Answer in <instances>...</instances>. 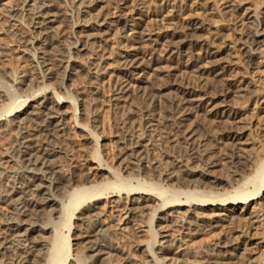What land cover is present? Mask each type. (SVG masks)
Masks as SVG:
<instances>
[{"label":"rangeland","instance_id":"374dc122","mask_svg":"<svg viewBox=\"0 0 264 264\" xmlns=\"http://www.w3.org/2000/svg\"><path fill=\"white\" fill-rule=\"evenodd\" d=\"M43 1L4 0L0 4V97H3L0 99L9 97L7 106H0V192H3L0 193V222L8 218L16 220L14 209L21 202V197L16 195L14 205L4 203L15 176L22 171L19 154L22 129L18 128V122L30 129L36 127V130L44 125V117L40 121L33 118L32 113L33 108L48 99V108L62 103L61 114L55 122L58 131L55 135L58 136L52 133L54 138L50 137V141H55L53 143L61 148L57 161L64 177L61 175L56 190L46 191L44 195L48 200L56 201L39 207L37 216L30 222L51 229L46 233H33L31 241L22 244L36 245L39 249L46 242L50 244L49 255L56 250L57 233L66 239V247L70 248L66 264H86L95 259L101 261L98 264L108 261L113 264H264V198L260 195L252 197L253 201H236L229 207V212H221L222 220L217 223L209 219H188L186 225L182 223L184 215L187 216L186 207L175 208L178 203L166 204L168 200L160 194L161 190L172 189L195 192L205 196L202 201H206L220 195L232 199L243 189L248 193L254 191L255 184L251 180L264 166V0H191V11L185 13L174 8L189 0H163V5H168L166 21L164 24L157 22L160 29L152 33L158 42L147 39L149 24L146 26L144 20L147 12L154 10L149 3L134 16L132 22L136 25L131 22V26L123 30L116 26V21L123 10L129 13L134 9L131 2L123 9L121 0H85L86 7L75 0H57L59 3L54 12L57 22L52 29L58 34L59 42L50 47L35 43L31 48L30 44L38 37L32 27V14ZM205 3L209 7L207 16L202 15ZM235 4L239 9L234 15L231 7ZM242 20L245 26L241 29ZM193 22L198 24L197 38L190 36L188 39L207 43L208 47L214 43L222 55L213 65L205 63L202 68L186 71L183 66L188 61L189 48L175 49L169 45L168 38L179 32L181 36ZM101 24L105 26H97ZM257 28L260 44L258 49L252 50L242 38L245 31L255 32ZM138 38H144V44L155 49L159 58L166 50H171V57L179 66V79L175 82L147 70L135 75L138 88L119 101L116 94L125 78L119 72L118 62L127 52H136L131 43ZM182 39L184 36L176 41ZM82 48L84 51L81 52ZM58 51L68 55L70 68L67 72L57 66L56 60L62 55ZM250 55L253 60L248 63ZM48 58L53 60L48 61L51 65L43 67L42 62ZM96 58L97 74L92 65ZM214 65L224 72V76L211 72ZM187 77L193 82L198 77L204 78L211 98L210 103L196 107L200 104V98H197L193 111L189 112L185 129L197 133L196 141L191 140L192 143L183 138V133L167 127L179 97L183 95L178 84ZM17 78L21 83L14 84L12 80ZM233 112L238 114L237 118L232 117ZM237 127H242L244 135L240 140H229V130ZM40 134L38 132L34 137H40L37 140L45 138V132ZM127 140L140 142L143 147L139 156L149 169L134 172L131 169L135 162L133 158L122 161L120 156L127 152L123 142ZM234 152L245 159L244 168L236 169L227 164V155ZM192 154L201 156L202 160L211 159L218 165L204 182L217 181V190H207L198 180L184 185L166 181L169 173L175 171L179 176L185 170L182 166ZM97 163L103 168L100 172ZM201 164L203 166L204 161L192 165L191 168H196L191 170L199 172ZM121 181L132 188L145 189L143 193L135 190L139 194L131 198L153 195L158 201L141 213L128 212V190L122 191L118 187ZM97 187L104 195L97 198L101 200L95 212L101 215L102 231L96 238L110 248L93 253L89 251V240L84 239V235L90 226L87 206L96 198L85 199ZM82 189H86L84 195L79 192ZM77 194L83 195L81 200L86 202L77 199V203ZM181 200L185 201V195ZM242 202L246 204H239ZM195 204L201 205L196 211L204 216L214 213L208 206L210 202ZM177 209L180 215L166 216ZM241 232L244 235L239 250L229 251L232 250L228 248L230 237ZM17 257L16 261L3 260L1 264H24L22 258ZM53 263L63 264L57 258ZM36 264L46 263L39 260Z\"/></svg>","mask_w":264,"mask_h":264},{"label":"bare ground","instance_id":"6f19581e","mask_svg":"<svg viewBox=\"0 0 264 264\" xmlns=\"http://www.w3.org/2000/svg\"><path fill=\"white\" fill-rule=\"evenodd\" d=\"M3 1L4 0H0V4L3 3ZM75 1H77V3H80L79 5H83L84 7H86V5L84 4L85 0H75ZM162 1L163 0H121V2L119 1L123 9L130 2L134 4V9L129 11V13H124L123 12L124 10L121 13H119L120 15L118 16V20L116 21V26H121V29L123 30H125L126 28H129L131 26V22L134 21V16L138 12H141L142 9H144L145 3H149L150 4L149 6L154 8V10L152 11L149 10L144 20V22L146 23V26L149 24L150 35L148 36L149 38L147 39L149 42L151 41L158 42V38L153 39L152 33L160 29V25H158L157 22H162L164 24V22L166 21L165 14L168 10V7H167L168 5L167 4L163 5ZM190 1L191 0H189L188 2H184L185 4H180V5L177 4L174 9H176V11L180 13L190 12L191 11ZM225 1L227 2V0ZM57 2H58L57 0H44L42 4L38 6L36 10L33 12L32 14V19H33L32 25L33 26L32 27L34 29V32H37L38 37H36L37 38L35 40L36 42H33L32 44H30L31 48L35 47L34 45L35 43H41V44H44L45 46L50 47L54 44H57V42H59L60 38L58 34L54 32L52 29L53 24L56 21L57 13L55 15L54 12L59 3ZM203 9L204 11L202 15L205 14L204 16H207L206 13L209 10L207 3L203 4ZM238 9H239V5L235 4V6L231 7V12L234 14L238 12ZM240 23H241L240 25L241 29L244 28L245 26L244 20L240 21ZM97 26L102 27L105 25L101 24ZM197 26L198 24L193 22L192 24H190L189 29L183 32L181 36L179 32L176 34L175 33L171 34L168 38L169 45L174 46L175 49L182 48V49L188 50L189 48L190 50V54L188 53L189 58L187 59L188 60L187 63L183 66L185 67L184 70L186 71H190V69H195V68H198V69L202 68V66H205L204 65L205 63L212 64L222 55L221 50L213 46L214 43H212V47L210 46L208 47L207 43L203 44L196 39H188V37L190 36H192V38L196 37L197 35L196 33L198 29ZM258 33H259V29L257 28L255 29V32L245 31L243 34V37H244L242 38L243 42L248 44V46L252 50L254 48H257L260 44V41L258 40V36H257ZM182 36H184L185 38L184 40L183 39L182 41L180 40L181 42L176 41ZM144 42H145L144 38L135 39L133 43H131L132 44L131 48L134 49L136 52L134 54L127 52L125 55H123L120 58V61L118 62L119 72L121 75H123V78H125V80H123L119 86L120 88L119 92L116 94L117 100L119 101L122 100L125 96H127V94H129L132 90H134L135 88H138L139 85H137V83L139 81H138V78L136 79L135 75L139 76L140 74L146 72L147 70L154 71L155 73H158V75H163L161 78L165 77L167 79H172L175 82H177V79H179L178 78V73H179L178 67L179 66L177 62H175L171 57L172 51L166 50V53L164 52L165 55L162 58L161 57L159 58V56H156L155 54L156 53L155 49L150 47L148 44H144ZM60 44L61 43H59V45ZM176 44H178V46H175ZM57 47L59 48L60 46L57 45ZM58 48L56 49V51L58 50ZM28 50H30L29 47H28ZM80 51L81 52L84 51L83 48L80 49ZM58 52L62 53V51H58ZM58 55L60 56V54ZM66 55L62 53L59 59L56 58L57 59L56 61L58 63V65L57 64L56 65L59 66L60 68H63L64 71L67 72L68 69L70 68L69 66L70 64L67 61ZM251 55L247 57L248 63L253 60V56ZM146 57H150V59L148 58V61H146ZM51 60L50 59L44 60V62H42L44 66L43 65L42 66L49 67V65L51 64L48 63V61H51ZM96 61H98L97 58L93 61L92 65H93V72L97 74L99 72V65H97ZM210 70L213 74L217 76H224V72H221L220 71L221 69L215 65ZM187 78L189 79V77ZM188 79H181V81L178 84L183 89V91L181 92V88H180V92L183 93V95L182 97H179L181 99L178 101V103L175 102L177 103L176 110L172 118L170 119L169 125L167 127L171 130H177L181 134L183 133V138L185 137L186 139L190 141L191 140L196 141L195 135L197 133L194 134L195 131L192 132L191 128H190L191 130L185 129V122L187 121L189 114L193 111V110L191 111V109L195 107L196 105L195 100L197 98H200L199 99L200 104H198L196 107H198L199 105H202L203 103H210L211 98H209L208 96L209 92L207 90L208 88H206V85H205L206 83H204V78L198 77L197 79H195V82H193L194 80H191V79L188 80ZM12 82L14 84H19L21 83V80L17 78V79L12 80ZM227 86H229V84H227ZM178 89L179 88H177V90ZM0 98H3V97H0ZM8 98L9 97L6 96L5 99H2V100L0 99V106H5V105L7 106L6 101L8 100ZM47 101L48 99H44L43 101H41V103H39L38 105V108H33V113H32V117L35 119H39L40 121H42L41 119L44 117L45 119L43 120V123L45 122L44 125L39 126V128L36 130L35 129L36 127L35 128L33 127V129H30V126L28 127V125L26 126L24 124H21L20 121L18 122V128L22 129L20 143H19V154L21 158L20 160L22 162V171L15 176V182H13V184L10 187L11 191L9 195L7 196L4 194V197L7 196V198L4 200V203L7 202L6 204L9 203L8 205L10 204L14 205L16 203L15 202L13 204L14 199H15L14 197L16 195H19L21 197V198L19 197L21 202L16 206V209H14L17 211L16 220L13 218H8L7 220L0 222V264L3 262V260L16 261V259L18 258L17 256L22 258V260L24 261V264H36V262H38L39 260L45 262L46 264H54L53 260L55 258H57L59 262L66 264V259L70 252L69 246L67 245L68 247H66V244H67L66 239L64 237H61L57 233L55 235V240H54V248L56 247V250L49 255H48V251H49L48 247H50V244H47L46 242L41 244L40 246L41 248L39 249L37 248L36 245L34 246L32 244H29V245L22 244L23 242H29L30 237L33 233L35 232L37 233L38 231L42 233H46L51 229L49 227L43 228V227L36 225L35 223H30V222L31 220H33V218L37 216V209L39 207L49 205L55 200V199L48 200V198L44 197V195L46 194V191H52V190L54 191L57 189L56 187L59 184V181L62 175L61 167L57 161L58 155L61 153V148H59L58 146H56V144H54L55 141H53L54 143L50 141V137L54 138L52 136V133H54L53 135H55V133L56 134L58 133V131L55 129L56 128L55 122L59 119V113H60L59 109L62 103L58 102L57 106L48 108V106L46 105ZM193 103H195V105ZM237 116L238 114L236 112L232 113L233 118H237ZM241 129L242 127H239V128L237 127L236 129L234 128L230 129L227 134V138L229 140H235V141L240 140V137L244 135ZM38 132L39 134L40 132H45L46 133V135H44L45 138L43 137V139L41 138V140H37L36 138L38 137L35 138L34 136ZM41 134H40V137H41ZM55 136H58V135H55ZM123 143H124L123 144L124 150H126L129 153L126 152V154L128 155L123 154L120 156L122 161H125L128 157L133 158L135 162L131 164V169L134 172L146 171V169H149L148 165L145 162H143L139 156L140 148L143 147L140 144V142L139 141L132 142L131 140H127V141H124ZM191 157L192 158H190L189 160H186V163L184 162L185 164H183L182 167L185 170L182 171L179 176L178 175L176 176L174 173L175 171H174L166 175L167 177L166 181L173 182V184L175 182L177 183V185H180V184L184 185L189 182L196 183L198 180L199 183L201 182L207 190L209 191L217 190V187H218L217 181L213 180L209 182L207 180V183H204V182H205V178L206 177L208 178L214 172V168H216L218 165L215 162L210 161L211 159L209 161L200 159L201 156H196V155L193 156L192 154ZM225 160L228 165H231L232 167H236V169L237 168L242 169L244 168V166H246V162L244 161L245 159H243V157L238 156L235 152L232 154L231 153L228 154L227 159ZM200 161H204V165L202 166L201 164L200 166L201 170L199 172L193 171L194 170L193 168H196V166L195 167L193 166V168H191V166L194 164L199 165ZM231 166L230 168H232ZM97 170L99 172L103 170L101 163L97 165ZM263 174H264V166L261 167V171L258 173V176L256 175L257 177L255 176L251 180L252 184L253 183L255 184V189H253L254 191L248 193L245 189H243V191H240L239 195H236L232 199H228L220 195V196L211 197L210 199H207L206 201H202V199L205 198V196L201 194H198L195 192H183V191L175 190V189L174 190L173 189L172 190H161L160 189L162 191L160 192V194L163 195L168 200L166 204H177L178 203V205H176L175 208L183 207V206L186 207L185 212L187 213V216L184 215L185 219L182 220L184 221L182 222L183 224L185 223L187 225L186 220L188 219H200V220L209 219L213 221L214 223H217L218 221L222 220L223 214H221V212H229L231 209L229 207L232 205H235L236 201H239L240 199L244 201H248L249 199H251L253 201L254 198L252 199V197L259 196V195H260V198L262 199L264 198ZM118 187H121L122 191L128 190L126 192L127 194L125 192L123 193V194H126V200H127L126 204L128 205L127 206L128 212L132 213L133 211H139L141 213L142 210L147 209V207L151 203H155L156 200L158 201V198L153 195L144 196L143 194H141L137 198H131L132 195L139 194V193H136L135 190H138V191L142 190V193H143L145 189L142 187L138 189L134 187L132 188L130 187V185H128L127 183L123 181L119 182ZM133 191H135V193H132ZM79 192L81 193L83 192V195H84L86 193V189L85 190L82 189V191H79ZM0 193L2 194L3 192H0ZM79 194H77L78 196L76 195L77 197L76 201L77 199H80V200L83 199L82 198L83 195H79ZM168 194H170L169 195L170 197L167 196ZM103 195H104V191L97 187L92 190V193L88 195L86 199L84 196V199L86 201L88 199L93 200L94 198H96V200L90 202L89 205L87 206V213H89L88 219H89L90 226L84 235V239L89 240L88 249L90 252H93V253L101 252L105 248L106 249L110 248L108 244L104 245L98 241V238H96L102 231V229L100 228L102 221H101V215L95 212V210L98 209L97 205L99 201L101 200L100 198L99 199L97 198L102 197ZM183 195H185V201L181 200V197ZM85 200L84 201L81 200V201L86 202ZM196 202H201V203L210 202L211 205H208V206L212 207L211 209L213 210L214 213L211 214L209 217L198 213V211L196 210L201 208V205L195 204ZM239 204L241 205L246 204V202L245 203L242 202ZM216 211H219V213H216ZM174 214L180 215L181 213L179 212V209H177L174 212H171V214L168 213L166 216L171 217ZM51 231L53 232V230ZM237 233L232 235L229 239L228 248L232 249L229 251L233 252V251L239 250V247H240L239 245L242 244L240 240L243 239L244 232H241L239 234ZM62 244L65 246L61 247ZM48 256H49V259L46 260V257L48 258ZM22 260L20 262H23ZM99 262L101 261L95 259V260L89 261V263H87L86 261V264H98ZM112 262L108 261L107 264H113ZM72 264H75V263H72Z\"/></svg>","mask_w":264,"mask_h":264}]
</instances>
